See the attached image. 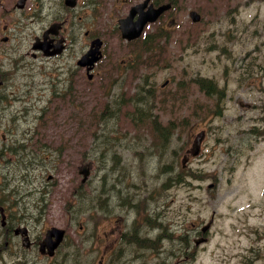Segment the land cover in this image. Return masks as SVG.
Segmentation results:
<instances>
[{"label":"rangeland","instance_id":"obj_1","mask_svg":"<svg viewBox=\"0 0 264 264\" xmlns=\"http://www.w3.org/2000/svg\"><path fill=\"white\" fill-rule=\"evenodd\" d=\"M173 1L174 9L165 12L163 17L167 20L161 24L162 27L154 22L143 29L148 34L157 26L164 29L159 40L163 49L162 56L136 65V72L132 69L126 76H117L118 81L110 88L102 87L105 84L99 81L105 78L99 75L92 81H87L83 76L73 87H64L41 73V69H48L49 66H54V69L59 64L73 63L68 57V51L60 57L43 58V62L31 60V56L25 54L28 64L24 71L25 77L21 76V70L18 71V79L28 81L24 86L23 102L16 103L24 106L27 111L25 120L22 118L18 122L19 127L25 128V143L30 145L28 149L34 159V162L23 166L25 171H22L25 172V180L30 181L29 190H37L39 182L45 181L48 173L53 174L55 182L49 193L52 200L48 205L53 224H66L63 210L65 200L71 189L72 192L82 190L77 186L81 178L78 174L79 166L87 162L92 164L85 183L92 193L90 212L85 211L83 218L91 244H76L82 248L83 257L93 264H96L99 253L96 236L107 228L108 221L105 219L97 222L100 207H104L106 212H109V205L115 207L113 214L116 223L125 225L122 230L128 229L131 224L138 232L139 227H143L142 233H139L144 237L157 223L170 227L178 223L181 228L191 226L192 223L198 225L200 222L202 226H210L209 220L213 214L208 245L195 254L193 264H225L224 261L233 250H241L246 243H251L243 228L264 225V139L256 140V148L251 153L255 157L247 161V145L250 147L254 140H248L243 132L246 128L252 132L257 127L264 130V106L256 108L251 107V103L246 106L239 103L240 99L255 101L257 93L246 91L245 85H241L244 80L238 77L236 71L245 63V49L252 50L264 39V0ZM109 6L112 13L116 12L115 16H102L93 25V31L104 39L107 62L115 63L134 47H124L125 41L113 28L115 21L126 13L128 5L122 8L120 0H109ZM191 9L200 13V21L190 19L188 11ZM18 12L11 10L9 17ZM32 14L25 11L23 25L15 28L7 20L0 22V29L8 25L6 32L12 37L8 44L9 56L29 49L31 36L24 40L21 37L25 32L35 31L44 21ZM17 41L19 48L11 52L12 45ZM103 62L101 60L99 65ZM39 64L42 66L39 67ZM149 73L154 83L152 89L155 83L160 86L167 80L163 88L156 89L158 94L152 114L157 113L162 122L171 119L176 123L171 144L179 152L178 163L181 169H178L176 163V173L171 177L159 174L126 182L120 178L121 174L127 173L132 160V150L126 146L155 148L159 133L155 134L153 129L146 126H132L123 116L127 106L116 111L111 107L106 108L105 103L131 102L133 95L141 96L145 91L140 84L145 74ZM198 76L217 80L226 93L224 102L214 103L203 90L198 89L195 86ZM181 80L186 85L178 89ZM65 83L70 81L66 80ZM119 91V98H109L111 93ZM59 95L66 96L57 99L63 106L60 113L56 108L58 103H55L56 109L47 110L43 114L41 108ZM171 96L174 98L172 108L168 104ZM166 98L168 103L165 102ZM202 103L210 105L208 112L202 113ZM103 116H112L113 123L105 124ZM199 133L202 135L197 140ZM63 143H68L72 158L67 166L56 167L52 164L54 148ZM106 147H111V150L102 159H98L97 156ZM141 164L145 173L149 171L155 175L159 162L154 159L145 160ZM104 167L113 168L114 171L104 175ZM183 169L191 178H199H184L190 179L186 184L188 188L184 189L179 184ZM215 180L218 183L217 189H208V182ZM104 185H107L105 189ZM106 189L108 192L105 198L100 199L98 194ZM37 195L38 192H35ZM142 199L144 203H141ZM178 234L179 243H184V234ZM138 247V255H143L140 251L145 252V249H141L145 247ZM125 248L128 246H122V250ZM65 250L63 243L53 257L41 255L35 247L25 254L33 264H72L64 259ZM11 258L6 253V261L9 262Z\"/></svg>","mask_w":264,"mask_h":264},{"label":"flooded vegetation","instance_id":"obj_2","mask_svg":"<svg viewBox=\"0 0 264 264\" xmlns=\"http://www.w3.org/2000/svg\"><path fill=\"white\" fill-rule=\"evenodd\" d=\"M120 1L122 8L128 5L126 13L133 3L141 2L142 4L144 2V0ZM163 1L167 0L156 3L154 0H147L145 5L138 7L132 19L138 13L144 12L150 2L157 6ZM11 10L19 12L10 18ZM167 10L159 15L158 20L161 23L167 20L166 17H163ZM25 11L33 12L32 16L37 15L44 19L35 31L25 32L24 36L21 37L24 40L31 36L27 51L17 52L15 55L9 56L8 44L12 37L6 32L8 25L0 29V264H33L27 259L25 252L34 247L41 255L48 256L45 254L48 248L43 244L53 243V240L56 239L57 231L54 228H62V237L54 253L48 257L55 256L61 247V243H65L64 259L66 261L72 262V264H83V262L93 264L92 261L83 257L82 248L76 244H91L83 223L84 212H90L89 200L92 197V193L86 188L85 182L80 192H72V189L69 192L64 203L65 209H63L66 224L59 226L52 223V214L49 212L50 207L48 206L52 200L49 193L52 191L55 182L53 174L48 173L46 180L39 182L37 190H29L30 181L25 180V172L22 171H25L23 166L34 162V159L31 150L28 149L30 145L25 143V139H27L24 136L25 128L19 127L18 122L22 118L25 120L27 111H25L24 106H19L16 103L23 102L24 86L28 84L27 80L20 81L18 79V71H22L21 76L23 77L25 68L28 67L26 66L28 64L24 57L25 54H29L31 60L43 62V58L60 57L68 51V57L73 60V63L59 64L54 69H52L54 66H49L48 69H41V73L50 76L55 83L64 87L72 86L83 76L87 81H92L99 75L105 78L99 81L101 84H105L102 87L110 88L118 81L117 76H126L132 72V69L136 72L135 67L138 64L133 50H128L127 55L121 58L119 62H107L108 59L104 52V39L93 31V25L102 16L110 17L111 14L112 17L115 16L116 12H111L109 0H0V22L7 20L13 28L23 25V13ZM89 24L92 26L90 27ZM147 24H144V27ZM82 27L83 31L80 34ZM113 28L121 35L118 21H115ZM253 35L255 36V33ZM98 37L101 41L96 48L95 40ZM123 39H125L123 45L128 49H130L129 46H134L136 43V40ZM18 48L19 42L17 41L12 45L11 52ZM87 51H90L88 54L99 51V57L92 62L90 55L82 58ZM243 58L245 63L236 70L237 75L244 80L241 85H245L247 92H256L257 94L255 101L240 99L239 103L245 106L251 103V107L263 108L264 39H261L257 47L252 50L246 48ZM101 60L105 62L99 65ZM38 66L41 67L42 64ZM198 78L199 76L196 79ZM207 78L214 82V87L209 95L211 101L214 103L224 102L226 95L224 87L219 85L214 78ZM66 80L70 83L63 84ZM165 85L166 82L161 83L160 86L155 83V89L159 90ZM153 86L151 73L145 74V79L140 87L146 94H149ZM195 86L202 90L198 83ZM135 93L136 91H134ZM120 94L121 91L115 94L111 93L109 98H119ZM133 96L134 99L136 96ZM62 97L63 95L54 97L47 110L57 108L60 113L63 106L58 103L60 101L57 99ZM242 97L244 98V96ZM55 103H58L56 108L54 107ZM243 132L248 140H254L253 144H250L248 157H246V160L249 161L251 157H255L251 153L256 148V140L264 139V130L257 127L252 132L246 128ZM201 135L199 133L196 139H200ZM226 152L230 153L229 150ZM71 158L72 150L68 143H63L60 147L54 148L52 164L56 167L58 165L67 166ZM86 166H92V164L87 162ZM182 167H185L184 160ZM182 173L179 177V184L182 189L188 188L187 180H199V178H191L185 174L184 169ZM186 177H190V179L184 180ZM207 186L211 189L214 187L217 189L218 183L216 180L214 182L209 181ZM106 187L107 185H104V189ZM108 189L98 194L100 199L105 198ZM35 192H38L37 196H35ZM108 197L110 198L111 194ZM115 210L116 208L110 205L109 212H106L104 207H100L98 210L97 222L105 219L108 221L107 228L96 236L99 250L96 264H193L195 254L200 252L202 247L208 245L213 214L209 220L210 226L207 224L208 227L202 226L201 222L198 225L192 223L191 226H184L183 228L178 223L171 227L170 225L160 226L157 223L155 227L150 228L144 237L140 234L143 227H139L140 233L135 229V226L133 228V224L128 229L122 230L125 225L116 223V217L113 214ZM243 231L251 243H246L241 250H233L224 263L264 264V225L249 229L243 228ZM180 232L185 236L184 243H179L180 236L178 233ZM45 238L49 242H45ZM200 238L206 240H199ZM124 245L128 248L122 250ZM138 246L145 247L141 248L145 249V252L140 251V254L144 253L143 255H138L137 251L140 249ZM6 253L12 257L9 262L5 259Z\"/></svg>","mask_w":264,"mask_h":264},{"label":"trees","instance_id":"obj_3","mask_svg":"<svg viewBox=\"0 0 264 264\" xmlns=\"http://www.w3.org/2000/svg\"><path fill=\"white\" fill-rule=\"evenodd\" d=\"M161 0H154V2H158ZM171 1V0H169ZM164 29L157 26L155 30L147 34L143 39L136 40V43L134 44L133 51L135 53V59L136 63L139 65L140 63H146L149 61H154L159 57L162 56L163 49L159 44V40H161V36L164 33ZM155 64V63H154ZM191 82H193V78L190 79ZM199 84L200 88L205 91L206 95L209 96L213 87L214 82L211 79L199 77L195 81ZM186 85V82L184 80H181L178 83L177 88H184ZM156 89L153 88L149 94H146L145 92L141 94V96H136L133 101L131 102H123L120 103H105V107H111L115 109L116 111H120V109L124 106H127V109L125 110V113L123 116L129 120L130 124L132 126H146L150 129H153L155 131V134L159 133V141L155 143V148L150 147H143L138 148L137 146H126L129 147L132 150V160L130 162V167L126 174H121L120 178L124 181L128 182L130 179L137 178H143V177H150V176H157L159 174L165 175V176H173L175 171V164L178 163V155L179 152L177 151V148L173 147L171 144V137L173 134L174 126H176V123L168 119L165 122H162L158 118V114L156 115L152 114L153 107L156 103V97H157ZM173 96L170 98V102H167V98L165 100L166 103L170 105L172 108L173 106ZM105 108V109H106ZM164 108V105L162 104V109ZM202 113H206L210 110V105L205 103L200 105ZM102 120L105 124H112L113 123V117H102ZM153 137V136H152ZM111 150V147H106L104 150H102L99 155L97 156L98 159H102L103 155ZM115 151L113 150L112 153ZM154 159H157L159 164L157 166V171L155 175H151L149 171L145 173L144 168L142 167V162L145 160L153 161ZM106 175L109 172H113V168L104 167ZM178 169L180 170L181 167L178 163ZM145 180V179H144ZM166 182L164 181L163 184ZM79 189L82 188L83 185L78 184L77 185ZM141 203H144V200H141Z\"/></svg>","mask_w":264,"mask_h":264},{"label":"water","instance_id":"obj_4","mask_svg":"<svg viewBox=\"0 0 264 264\" xmlns=\"http://www.w3.org/2000/svg\"><path fill=\"white\" fill-rule=\"evenodd\" d=\"M146 2H147V0H145L142 4L133 5L130 8L129 14H127L123 18H119L118 19L119 28L121 29L123 37L132 38V37L137 36L141 32V30L143 28V25L147 21L155 20L157 18V16L161 12H163L165 9L169 8V6H170L169 3L161 4V5L157 6V7H154L152 4H149L147 9L144 12H142L137 17L136 20H133L132 17L134 15V13L137 11L138 7L145 5ZM189 15H190V17H191V19L193 21H198L200 19V13L197 12L196 10L191 9L189 11ZM95 42H96V48H97L98 45L100 44V41L98 39H96ZM89 52L90 51H88V53ZM99 54H100L99 51L91 53V54H85V55H83L82 58H85V57L90 55L91 56L90 60L92 62V61L96 60L99 57ZM79 173H81L83 175V177L81 179V182H84L86 177L89 174V167L88 166L81 167L79 169ZM54 229L57 231V233L55 234L56 235V239L53 240V243L50 242V243H44L43 244V246L44 245L47 246V248H48L47 253L49 255H52L54 253V249L59 244L58 242L60 241V239L62 237V229H60V228H54ZM47 241L48 240L45 238V242H47ZM40 250H41V247H40Z\"/></svg>","mask_w":264,"mask_h":264}]
</instances>
